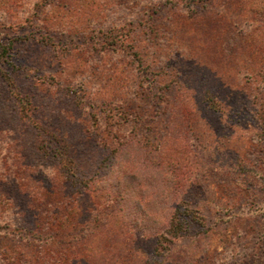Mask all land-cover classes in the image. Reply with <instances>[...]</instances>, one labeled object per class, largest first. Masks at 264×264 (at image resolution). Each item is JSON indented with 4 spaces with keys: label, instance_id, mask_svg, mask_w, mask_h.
Here are the masks:
<instances>
[{
    "label": "rangeland",
    "instance_id": "1",
    "mask_svg": "<svg viewBox=\"0 0 264 264\" xmlns=\"http://www.w3.org/2000/svg\"><path fill=\"white\" fill-rule=\"evenodd\" d=\"M257 9L0 0V264H264Z\"/></svg>",
    "mask_w": 264,
    "mask_h": 264
},
{
    "label": "trees",
    "instance_id": "2",
    "mask_svg": "<svg viewBox=\"0 0 264 264\" xmlns=\"http://www.w3.org/2000/svg\"><path fill=\"white\" fill-rule=\"evenodd\" d=\"M251 1L252 2H250V0H247L248 5L253 3L254 7L258 8L257 10L264 11V0H256V1L251 0ZM254 11L256 12V9ZM261 13L263 14L264 12H261ZM12 45H13V43L9 39L6 40L5 42H0V69H2V70H4L2 65L4 63L8 62V57H9L10 49L12 48ZM1 75L3 76V78H5L6 80L9 81V78L5 72L1 73ZM207 101H208L209 106L211 108H213L216 101L210 94H208V96H207ZM256 106H257L256 110H255L256 120L258 121V124L260 126V132L258 133V136L262 141H264V97L257 103ZM69 152L70 151L68 150L67 146L65 148H64V146H61V147L59 146V148H57V150H56V155L58 156L59 162L61 164V168L65 171L66 176L69 178L70 177L72 178L74 176V174H73V168H74L73 166L74 165H73L72 158L68 156ZM83 185H86V184H83ZM55 211L56 212L53 215L52 226L55 225V227L56 226L59 227L63 222L68 221V214H67V216H64L61 214L58 215L59 210H55ZM65 212H67V211L65 210ZM193 212H195V211L191 210L190 215L194 217L196 214ZM191 216H189V217H191ZM35 226L37 228L36 231H40L41 226H39L38 224H35ZM187 227H188L187 222H181V221L178 222L177 217L174 215L170 218L169 225H168V228L166 230V233L168 236L163 235V234L160 235L159 241H161V242L162 241L163 242L172 241L173 239L179 237L186 230ZM20 234H22V233H20ZM45 237L48 239L47 241L51 242L52 245H53V243H55L57 241V240H55L57 238H55L53 236H49V237L45 236ZM60 259H62V257L58 256L56 259H54L55 262L52 264H56L57 262L60 261ZM67 264H70V262H68Z\"/></svg>",
    "mask_w": 264,
    "mask_h": 264
}]
</instances>
